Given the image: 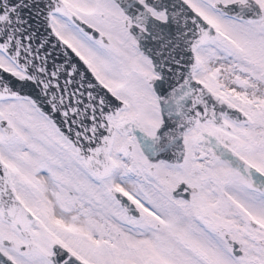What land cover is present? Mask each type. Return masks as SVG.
<instances>
[{
    "label": "snow or ice",
    "instance_id": "1",
    "mask_svg": "<svg viewBox=\"0 0 264 264\" xmlns=\"http://www.w3.org/2000/svg\"><path fill=\"white\" fill-rule=\"evenodd\" d=\"M0 264H264V0H0Z\"/></svg>",
    "mask_w": 264,
    "mask_h": 264
}]
</instances>
